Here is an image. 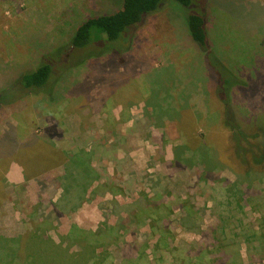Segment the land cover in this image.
<instances>
[{
    "label": "rangeland",
    "instance_id": "rangeland-1",
    "mask_svg": "<svg viewBox=\"0 0 264 264\" xmlns=\"http://www.w3.org/2000/svg\"><path fill=\"white\" fill-rule=\"evenodd\" d=\"M121 7L122 0H0V91L21 73L35 69L45 54L67 45L87 18ZM184 9L176 1L167 2L136 28L129 50L91 58L65 73L52 97L32 95L0 108V136L15 127L21 141L32 134L39 137L13 155L0 152V233L6 203L11 213L22 207V217L30 218L40 203L59 201L62 196L52 181L64 180L59 177L65 175L68 155L86 148L93 151L97 183L103 185L81 210L67 213L91 224L117 220L116 233L122 229L124 234L135 231L154 237L147 246V264L195 261L185 251L200 245L216 250L213 239L201 235L204 230L212 233L211 229L223 239V251L237 253L245 264H264L248 258L242 234L245 229L250 233L251 224L260 227L264 222V175L251 180V190L235 186L231 206L226 187L238 180L240 171L228 160V151H220L226 162L219 166V176L211 179L204 176L198 161L176 160L186 136L182 115L179 121L177 114L164 116L172 103L181 107L189 99L187 113L201 114L193 131L200 139L196 146L207 142L220 150L229 135L222 124L214 123L219 106L207 93L214 78L208 80L202 72ZM207 10L209 41L222 63L240 79L231 92L232 102L248 124V133L254 135L251 128L260 125L256 118L264 121V0H212ZM70 50L65 47L63 52L70 54ZM203 134L207 137L201 141ZM14 161L24 164L31 180L18 185L10 181L7 169ZM239 190L244 194L237 204ZM141 199L144 209L135 206L128 211L127 205ZM185 216L189 222L182 226ZM2 238L0 234L1 253L9 244ZM157 244L163 252L154 248ZM11 248H18L14 241ZM6 259L0 254V264ZM14 259L12 264H18ZM210 261L202 257L200 264Z\"/></svg>",
    "mask_w": 264,
    "mask_h": 264
},
{
    "label": "trees",
    "instance_id": "trees-1",
    "mask_svg": "<svg viewBox=\"0 0 264 264\" xmlns=\"http://www.w3.org/2000/svg\"><path fill=\"white\" fill-rule=\"evenodd\" d=\"M170 1H176L186 8L184 9L185 25L191 41L198 48V59L203 65L202 72L204 71L208 80L212 77L214 78L212 87L209 86V92H207L213 94L219 106L217 108L219 113H215V119L216 117L218 119L214 123L222 124V128L229 133L228 138L221 141L223 144L220 145V150L215 145L210 147L207 142L201 146H196V141L200 139L194 136L193 131L196 123L202 120L201 114L196 117L187 113L189 99L185 100L184 106L180 107L179 102L174 105L176 108L180 107L177 110H175L172 103L169 109H164V116L172 118V114H177L179 117L177 120L179 121L182 115V132L186 136L185 142L180 145L176 160L198 161L204 166V176L211 179L219 176V166L226 162L220 151L222 149L228 151L229 157H226H228V160L230 158L233 165H236L239 168L238 171H240L238 180L226 187L225 198L227 203L232 206L235 204L233 202L234 194L236 193L235 186L237 188L245 186L248 188L247 190H251L254 185L251 180L254 177L264 175V121L259 117L256 118L258 125L260 124L262 129L259 128L260 125L259 127L253 125L251 131L256 132L252 135L245 128L248 124L238 115L237 109L234 107L231 92L235 86L239 85L240 79L222 63L209 41L207 8L208 3L210 5L212 0H122L120 10L87 18L78 26L67 45L45 54L35 69L21 73L10 82L8 87L0 91V108L3 105H13L32 95L44 94L52 97L55 94L56 85L63 83L65 73L83 66L89 59L94 57H101L109 53L113 55L124 54L131 46L132 36L136 28L149 15L162 11L164 5ZM65 47L71 49L70 54L68 51L63 52ZM172 96L174 97V95ZM207 106L209 111H211L212 105L208 102ZM206 137L207 135L203 134L201 141H204ZM250 139L257 140L256 143H258L251 142ZM38 140L39 137L36 134H32L21 141L18 128L10 127L0 136V152L6 155H13L18 149L33 145ZM50 144L53 145V143ZM83 153V151H80L79 153H70L68 155L67 160L64 162L65 175L61 177V179L64 178L65 184L72 182L80 187L82 179L89 185L94 181V172L85 167V163L88 162L89 158L84 156L85 160H83ZM259 167L260 169H258ZM24 171L28 179L29 175L26 170ZM65 189L66 192H69L67 184ZM243 194L244 192L239 190L235 201L237 204L241 203ZM64 196L67 197V194H64ZM135 206H138V210L144 209L142 199L138 200L136 204L129 205L128 211L135 210ZM240 208H243V206ZM182 222V226L187 225L189 222L187 216L182 217ZM249 228V234L245 232L247 229L245 231L242 230V234L243 232L245 233L244 241L248 245V258L254 263L262 262L264 260V222L260 224V227L251 224ZM219 231L216 230V232ZM211 232L209 234L208 231L204 230L201 231V235L204 238L210 236L214 241L213 245L216 250H209L203 244L204 248L200 245V247H191L189 249L198 253L204 251L206 255L217 251V261L211 262L213 264H245L237 253L230 254L223 251V248H221L224 247L223 239L214 234L215 229H211Z\"/></svg>",
    "mask_w": 264,
    "mask_h": 264
},
{
    "label": "crops",
    "instance_id": "crops-1",
    "mask_svg": "<svg viewBox=\"0 0 264 264\" xmlns=\"http://www.w3.org/2000/svg\"><path fill=\"white\" fill-rule=\"evenodd\" d=\"M89 150L80 149L75 154L83 151L82 159L85 160L84 156L89 158L85 167L94 172L92 184L85 183L84 179L81 180L80 187L72 182L69 184L67 182L69 192H66L65 181L54 179L52 184L56 193L62 197L59 201L53 199V202L40 203L36 207L37 211L34 216L30 218L22 217L25 215L20 212L22 207V209L16 207L11 213L8 209L10 203L9 205L6 203L8 207L1 221L0 234L3 237L2 240L9 244L8 248L4 247L2 253L0 252L7 258L3 264H12L16 260L14 258L18 259V264H147V259L150 256L146 255L150 252L147 250V246L154 237L139 235L138 232L124 234L121 233L122 229H120V233H116V227L119 225L117 220L113 222L112 219H106L91 224L90 221L78 219L71 213L81 210L82 204L89 198L94 199L95 193L98 192V186L100 188L103 185L100 182L97 183L100 177L96 171V163L92 159L93 151ZM95 151L97 150L95 149ZM82 164L84 165V163ZM62 166L64 165L56 167ZM24 170L23 164L14 161L7 169V177L16 185L25 184L26 180H31V178H26ZM36 178L38 179V177ZM86 186L87 188H85ZM64 194H67V197ZM129 202L131 204L132 201ZM66 211H71L69 212L71 217L67 215L69 213ZM12 241L18 246L16 251L11 248ZM154 248L158 251L162 250L158 244ZM156 250L155 254L159 258L160 253ZM185 253L193 257L195 261L182 260L177 264H200L202 257L212 258V261L202 264H213L211 262L217 261L216 257L218 256L217 251L206 255L204 251L198 253L189 249Z\"/></svg>",
    "mask_w": 264,
    "mask_h": 264
}]
</instances>
